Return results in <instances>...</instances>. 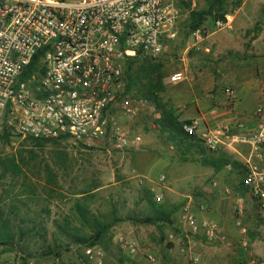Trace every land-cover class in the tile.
<instances>
[{
	"label": "rangeland",
	"instance_id": "obj_1",
	"mask_svg": "<svg viewBox=\"0 0 264 264\" xmlns=\"http://www.w3.org/2000/svg\"><path fill=\"white\" fill-rule=\"evenodd\" d=\"M195 9H206L205 1L198 0ZM225 9V15L232 17L229 28L217 29L208 18L205 33L195 40L188 28L187 10L178 38L163 54L134 62L133 69L138 71L142 62L151 64L150 72L158 70L150 79L160 90L156 92L159 110L151 101L155 112L122 119L131 133L141 137L137 148L116 152L87 148L69 138L40 143L11 134L5 138L0 119V210L3 217L14 216L16 226L25 233L20 238L15 231L12 251L2 253L0 248V264H87L84 246L74 244L60 230L63 227L75 234L76 228L80 235H90L94 219L112 224L103 239L104 247L97 245L104 250V264H147L149 255L150 264H248L251 257L264 261V218L240 185L245 145L224 146L219 153L239 166L211 174L201 162L208 155L201 143L195 151L185 153L156 125L161 111L178 116L191 108L195 98L201 106L212 107L217 90L224 96L232 91L224 98V108L232 118L249 117L264 97V0H227ZM175 72L184 76L177 85L170 82ZM128 94H137V90ZM82 196L88 198L91 222L84 227L72 212ZM157 196L160 202L155 200ZM217 196L228 205L221 203L214 219ZM189 197L195 207L197 202L205 206V211L196 213L197 219L217 226V240L184 231L181 209ZM148 198L170 215L171 228L179 232L160 222L142 223L155 213ZM239 199L245 206L241 215L234 209ZM169 234L175 236L174 242L168 240ZM120 237L138 243L135 257L120 251ZM242 241L247 242V251ZM47 252L59 256H45Z\"/></svg>",
	"mask_w": 264,
	"mask_h": 264
},
{
	"label": "built area",
	"instance_id": "obj_2",
	"mask_svg": "<svg viewBox=\"0 0 264 264\" xmlns=\"http://www.w3.org/2000/svg\"><path fill=\"white\" fill-rule=\"evenodd\" d=\"M198 0H0V119L14 137L22 139H74L87 148L124 152L139 147L141 137L131 133L122 119L155 112L148 98L128 94L127 62L156 59L179 35L184 13ZM183 3L188 5L184 8ZM232 17L216 20L217 29L229 28ZM206 29L191 33L200 40ZM34 57L35 68L29 69ZM182 72L170 76L177 84ZM229 95L232 94L228 90ZM187 136L197 137L209 154L233 143L245 145L241 155L243 188L258 215L264 218V97L252 114L230 118L217 126L202 119L184 123ZM162 175L159 181L162 183ZM215 185V183H214ZM155 200L160 202V197ZM191 197L181 209L188 234L219 238L216 225L198 220L205 206ZM241 215L244 204L234 206ZM169 234L168 240L175 241ZM120 251L135 257L136 241L120 237ZM247 251V242L242 241ZM104 250L83 248L87 264H104ZM152 257H146L147 264ZM248 264H264L251 257Z\"/></svg>",
	"mask_w": 264,
	"mask_h": 264
},
{
	"label": "trees",
	"instance_id": "obj_3",
	"mask_svg": "<svg viewBox=\"0 0 264 264\" xmlns=\"http://www.w3.org/2000/svg\"><path fill=\"white\" fill-rule=\"evenodd\" d=\"M206 3V9L201 10H192L188 13V22H189V30L190 34L197 30L204 28V23L207 21V19H211L213 23L216 20H222L225 21V14H226V1L227 0H204ZM184 8H188V5L183 3ZM181 26V23L179 24ZM173 43V42H172ZM171 44V43H170ZM138 58H134L132 60H129L127 62L126 68H125V81L127 84V93H131L132 89L137 90V94L134 95H140L145 98H148L151 101H154L157 109L159 110V100L156 95V92L160 91L158 89L157 85H151V79L150 77L155 71V69H152L150 72L149 69L151 68L150 63L142 62L141 70H135L133 69L134 62L138 61ZM143 60V59H140ZM38 63V58L34 57L31 61V66L29 69L35 68L36 64ZM151 70V69H150ZM158 83L160 84L159 78ZM184 123H190V120L180 121L176 115H174L172 112L169 111H161L159 119L156 120V125L161 130V132L165 133L169 140L172 141V144L175 146V148L184 150V152L191 153L192 151H195L197 149L198 144L201 143L200 140L195 136H187L184 131L182 130V125ZM9 131L4 126L3 136L6 138L9 135ZM32 139V138H29ZM60 139H67L66 137H61ZM34 141L40 143L42 141H47L43 139H33ZM59 140V139H58ZM204 151L205 148L203 147ZM202 164L205 166H208L210 168H213L215 172L221 171L222 169L226 168L227 166H234L238 167L239 163L237 161H232L230 157L215 153L208 155L201 160ZM242 175L241 178V187L243 188V178H244V172H240ZM245 190V189H244ZM146 193H149V191H146ZM81 200L76 201V203L73 205L72 212L78 222L84 227L86 225H89L91 222L89 220V208H88V198L82 196ZM149 202L150 205H152V201L150 198ZM82 201V202H81ZM154 215L152 216H146L142 223L144 224H150V225H156L158 222L161 224H167L170 226L172 225V221L170 220V215L166 214L164 211L154 207ZM11 213V212H10ZM12 214H14L12 212ZM3 212L0 210V248H3L1 250L2 253L12 251L14 249V242H15V231L18 233L20 238H23L25 235L23 229H21L19 226H16L15 224V218L14 216L8 215L6 217H3ZM23 223V220H21ZM114 222H117V219L114 220ZM113 223V222H112ZM92 225V231L90 235L82 236L78 233V230H76L75 234L69 233L68 229H65L61 227V232L64 234H67L72 242L74 244L83 245L84 247H92L95 245H104L103 239L106 235V232L108 229L112 226V224L108 223H102L97 219H94V223H91ZM34 228V227H33ZM15 229V230H14ZM32 229H29L28 232H30ZM174 232H179L177 229L171 228ZM19 238V239H20ZM104 247V246H103ZM67 251V250H66ZM45 256H51L54 255L56 258L59 256L58 253H52L47 252L44 254Z\"/></svg>",
	"mask_w": 264,
	"mask_h": 264
},
{
	"label": "crops",
	"instance_id": "obj_4",
	"mask_svg": "<svg viewBox=\"0 0 264 264\" xmlns=\"http://www.w3.org/2000/svg\"><path fill=\"white\" fill-rule=\"evenodd\" d=\"M179 83H177V84H179ZM177 84H174V85H177ZM180 86L181 85H179V87ZM224 98H228L227 93H226V96H224V95L219 93V90H217L216 94L214 96V99H213L214 105H212V107H208V108H205V106H203V105L201 106L200 103L198 102V99L195 98L192 100L193 105L189 109L190 111L189 110L183 111L177 117L180 121L192 120V119H202V120H204V123L207 126H217L218 124L224 123V122H226V120H229L230 118H232L230 116V112L226 111V108H224V103H225ZM240 111H242V110H240ZM182 116H184V117H182ZM233 117L238 119V118H242L243 116H233ZM243 118H246V117L244 116ZM209 169L211 170V174L215 173L213 168L209 167ZM221 203H227V205H228V202L225 199H222L221 196H217L216 199L214 200V203H213L214 209H213L212 217L214 219H216L218 216V215H216V210L219 211L218 206L220 207ZM254 244H256V243H254ZM255 252H256L255 254L261 256L258 251L255 250Z\"/></svg>",
	"mask_w": 264,
	"mask_h": 264
}]
</instances>
